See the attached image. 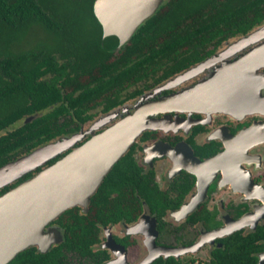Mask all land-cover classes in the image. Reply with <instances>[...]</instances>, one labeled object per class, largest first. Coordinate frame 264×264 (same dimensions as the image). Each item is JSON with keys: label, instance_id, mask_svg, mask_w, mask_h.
<instances>
[{"label": "trees", "instance_id": "16d2710c", "mask_svg": "<svg viewBox=\"0 0 264 264\" xmlns=\"http://www.w3.org/2000/svg\"><path fill=\"white\" fill-rule=\"evenodd\" d=\"M93 2L0 0V167L77 132L97 111L134 99L209 55L211 49L205 50L212 43L216 46L222 39L247 33L264 21V0H163L118 46L116 36L103 38ZM188 18L191 23H186ZM30 115L35 117L24 122ZM134 152L132 145L113 164L91 195L87 212L75 206L50 221L62 230L60 242L46 252L27 247L6 264H101L108 257L105 250L95 248L102 227L135 220L144 205L162 230L163 217L181 199L161 190L152 172L142 173ZM31 175L3 187L0 194ZM189 188L173 186L179 197ZM203 204L186 222L216 227L214 213ZM263 238L264 224L253 232L237 231L219 239L223 247L213 251L209 264H256L254 253L264 249L259 242ZM150 264H194V260L158 257Z\"/></svg>", "mask_w": 264, "mask_h": 264}, {"label": "flooded vegetation", "instance_id": "af4514ba", "mask_svg": "<svg viewBox=\"0 0 264 264\" xmlns=\"http://www.w3.org/2000/svg\"><path fill=\"white\" fill-rule=\"evenodd\" d=\"M186 23H191V18H188ZM216 38L218 36L213 38V40ZM263 44L264 21L251 28L247 33L236 34L222 39L216 46L212 43L205 50V53H207L211 49L209 55L202 52L203 55L205 54L204 58L184 66L172 76L150 86L135 97L134 99H137L138 102L135 109L130 111L125 109L123 113H121L122 111L119 113L117 111L111 115L108 114V118H101V125H107L103 129L97 132H86V134H89L86 136L83 126L89 122L87 121L80 126L77 132L59 137H73L75 135L82 139L76 140L71 147L57 155L59 156L58 159L62 158L74 147L87 141L94 134L100 133L114 124L117 115L122 119L139 108L145 106L157 107L153 105L154 101L168 98L169 101H174L170 105H166L165 108H161L160 110L162 111L150 115V118L155 120V122L149 123L157 128L143 131L132 145H135L133 154L138 165L143 169L142 173L148 174L152 172L153 180L158 187L172 195L173 198L181 199V202L178 207L167 211L163 217L162 230L158 228L156 215L151 213L150 209L144 204L142 212L135 220L130 222L119 221L102 227L101 242L95 248L105 250L108 257L101 264L141 263L148 253L146 245V229L148 227L142 224V215L147 216L150 222L155 219V228L158 232L155 242L159 246L186 247L201 239H207L195 251L179 254L177 257L171 256L176 259L194 260V264L199 262L200 259H195L191 256V253L196 251L204 252L206 263L209 264L213 251L223 247L219 239L230 236L237 231L247 234L255 231L259 226H263L264 216L261 213L264 211V141L252 144L251 140L247 141L246 139H238L236 141V136L255 125V123L261 122L264 124V114L251 113V110L248 109H243L241 112L231 109L219 110L214 106L215 104L208 105L207 102L198 104L194 101H189L188 103L190 104L186 105L176 103L181 95H190L191 92L199 88L211 89L213 85L217 86L219 81H224L230 75L234 77L239 67L241 68L240 70L248 71V68L256 60L252 59L254 56L249 59L247 57ZM260 71H264V67ZM214 91H212V94ZM261 94L264 95V89H261ZM213 99L214 103H218L220 99L228 100L224 97L219 98L218 95ZM122 105L105 112L99 110L94 113L91 120L100 113H111ZM157 108L159 110V107ZM33 117L35 115L26 117L24 122L32 120ZM144 132L149 133L150 136L144 138ZM142 137L144 140H142ZM182 143H186L191 149L194 158L203 162V164L190 166L188 155L182 148ZM226 143L230 146L227 147ZM247 143H251V145ZM220 155H222L221 160L210 161L216 156L220 158ZM47 165L50 164H44V166ZM44 166L40 167L43 168ZM184 166L194 169L200 175V184L199 176L197 177V174L188 171ZM37 171L38 168L31 172L32 175ZM205 179L209 180V186L204 199L199 201L184 216L183 213L199 197L200 189L198 184L199 187H202ZM176 184L189 185L190 188L183 191V196L179 197L180 194L173 190V186ZM214 196H220L218 203H213ZM202 204L207 211L214 213L216 220L219 222L216 227L206 228L201 221L194 224L186 222L187 217L198 210ZM246 214L252 215V217H246L248 222L245 225L246 227L235 229L236 221ZM169 216L175 222L173 226L168 222L167 217ZM49 225H53L51 230L55 228L61 232L59 238L61 241L62 230L60 227L50 222ZM218 229H222V232L225 233L212 240L209 232ZM167 236L172 237V242L161 239ZM259 242L264 244V238ZM132 249L133 251L131 252ZM254 255L257 258L256 264H264V249L256 251ZM137 256L141 258L136 259ZM163 258L166 259L165 257Z\"/></svg>", "mask_w": 264, "mask_h": 264}, {"label": "water", "instance_id": "95a60500", "mask_svg": "<svg viewBox=\"0 0 264 264\" xmlns=\"http://www.w3.org/2000/svg\"><path fill=\"white\" fill-rule=\"evenodd\" d=\"M162 2L163 0H94L93 12L102 26L103 38L111 35L116 36L119 42L118 46H122L131 38L138 26L156 12ZM261 48L262 50L258 52ZM263 52L264 44L249 54L247 59L254 56L252 59H255L256 62L248 68V71L240 70L239 67L235 76L233 75L234 77L229 76V73V77L224 81H219L217 86L213 85L211 89H195L190 95L179 96L180 100L178 99L176 103L186 105L190 104L189 101L198 104L207 102L208 105L215 104L214 106L219 110L231 109L241 112L243 109H248L251 110V113L264 114V95L261 94V89H264V71H260L264 67ZM212 91H214L213 94ZM216 95L219 98L224 97L228 100L220 99L218 103H214L213 98ZM168 99L154 101L153 103H165V107L166 103L169 102ZM158 111L162 110H158L157 107L153 106L135 110L100 133L94 134L81 145L74 147L62 158L44 166L34 175L0 194V264L8 263L18 252L33 246V244H39V247L36 246V248L41 252H46L51 247L52 242L58 243L60 233L57 229H52L46 233L42 228L69 208L78 206L81 207L84 213L87 212L91 195L96 191L113 164L128 151L143 131L157 128L152 126L149 121L155 122L150 118V115ZM238 139L251 140L252 144L264 141V124L261 122L255 123V125L239 133L236 136V141ZM76 140H78V136L74 135L35 148L16 162L33 155L36 151L59 143V148L46 154L33 166L23 170L12 179L21 178L25 174L35 171L38 167L71 147ZM181 145L188 155L190 166L198 163L203 164V162L194 158L186 143ZM226 145L227 147L230 146L227 143ZM221 157L222 155H220V158L216 156L210 161L221 160ZM0 168H3V166ZM185 168L197 174L198 177V173L194 169ZM3 185L1 186L3 187ZM208 186L209 180L205 179L202 187L199 188V197L183 213L184 216L199 201L204 199ZM248 214L237 221L242 220ZM261 215L264 216V211ZM141 218L142 224L148 227L146 229L148 253L140 264H150L160 256L165 258L168 256L177 257L179 254L195 251L207 240L201 239L186 247L159 246L155 242L158 235L155 228V219L150 222L145 215H142ZM252 227L254 226L252 225ZM234 228L239 229L240 226ZM209 233L211 234L210 238L213 240V238L220 237L225 232L218 229ZM48 235L51 238L46 240L44 238L42 243L39 242L40 237L43 239Z\"/></svg>", "mask_w": 264, "mask_h": 264}, {"label": "rangeland", "instance_id": "374dc122", "mask_svg": "<svg viewBox=\"0 0 264 264\" xmlns=\"http://www.w3.org/2000/svg\"><path fill=\"white\" fill-rule=\"evenodd\" d=\"M35 41V40H34ZM136 105H138V102H137V99H133L132 101H128L127 103H124L121 107H119L117 110H113L111 113H107V114H98L97 116H95L94 117V119L93 120H91V121H89V122H87L86 124H84V126H83V128H84V130H85V134H86V132L87 133H89V131H95V132H97V131H99V130H101V129H103L104 127H106L105 125H101V118H108L109 117V115L108 114H113V113H115V112H117L118 111V113L120 112V111H122L121 113H123L124 111H125V109H127V110H133V109H135L136 108ZM120 113V114H121ZM105 115H107V116H105ZM124 115V114H123ZM122 116V115H121ZM118 120H120V118H119V115H117L116 117H115V122L116 121H118ZM101 125V126H100ZM82 133V132H81ZM84 133H82V134H84ZM87 135H89V134H86V136ZM85 136V137H86ZM64 138H66V137H64ZM60 139H63V138H58V139H56V140H53V141H50V142H56L57 140H60ZM79 139H82L81 137H78V140ZM48 144V143H47ZM30 153V152H29ZM26 154H28V153H26ZM26 154H23V155H20V156H18L17 158H15L14 160H12V161H10V163L9 164H7V165H5V166H3V168H0V172L1 171H3L6 167H8V166H10V165H14L15 163H17L16 161L19 159V158H21L22 156H24V155H26ZM44 166V165H43ZM32 172V171H31ZM16 176V175H15ZM14 177V176H13ZM19 178H15V179H9V180H6V181H4V182H2V183H0V189H2L3 187H5V186H10V185H12L14 182H16L17 180H18ZM4 183H6L5 185H3ZM163 184H165L164 182H163ZM1 185H3V187L1 186ZM220 198V196L219 197H217V196H214V201H213V203L215 204V203H218V199ZM79 208H81V207H79ZM168 218V222L171 224V226H173L174 224L173 223H175V222H173L172 221V217L171 216H169V217H167ZM177 224V223H176ZM53 225H49V223L48 224H46L45 226H44V228H42V230L44 231V232H49L50 230H51V227H52ZM53 229H55V228H53ZM59 231V230H58ZM59 233H61L60 231H59ZM161 239H165V241H167V242H172V237L170 236V237H163V238H161ZM56 243V242H55ZM54 242H52V245H54L55 244ZM51 245V246H52ZM33 246H38L39 247V244H33ZM133 251V249L131 250V252ZM143 252V251H142ZM139 254H140V252H139ZM141 255V254H140ZM186 255H189V254H186ZM191 256L192 257H194L195 259H200V261L199 262H195V264H205L207 261H206V256L204 255V252H202V251H196V252H194V253H191ZM204 257V258H203ZM141 257H139V256H137V258L136 259H140ZM207 264V263H206Z\"/></svg>", "mask_w": 264, "mask_h": 264}, {"label": "bare ground", "instance_id": "6f19581e", "mask_svg": "<svg viewBox=\"0 0 264 264\" xmlns=\"http://www.w3.org/2000/svg\"><path fill=\"white\" fill-rule=\"evenodd\" d=\"M113 37V36H112ZM170 103H173L174 101H169ZM167 102L166 105H170V103ZM153 105L159 107V110L162 108H165L164 105L165 103H160V102H155L153 103ZM146 107V106H145ZM144 108V107H143ZM141 108H139L138 110H140ZM150 122V121H149ZM154 123V122H152ZM64 142H67V141H64ZM68 143V142H67ZM62 145V144H61ZM59 148V143L57 145H53L49 148H44V149H41L39 151H36L33 155H30L29 157H26L20 161H18L17 163H15L14 165H10L8 167H6L3 171L0 172V183L6 181V180H9L11 179L13 176L15 175H18L20 172H22L23 170L33 166L36 162L39 161L40 158H42L43 156H45L46 154L48 153H51L54 149H57ZM151 154V153H150ZM199 164V163H198ZM200 165V164H199ZM199 176V184H200V175L198 174ZM199 184H198V188H201L199 187ZM248 217H252V215H247L245 216L242 220L240 221H237L236 222V225L235 227H246L245 225L248 224V222L246 221ZM140 231H142V229H140ZM144 231V230H143ZM46 239H49L51 238L50 235L48 236H45L43 237H40L39 238V242H43V240Z\"/></svg>", "mask_w": 264, "mask_h": 264}]
</instances>
